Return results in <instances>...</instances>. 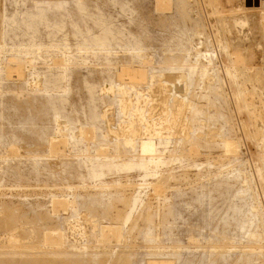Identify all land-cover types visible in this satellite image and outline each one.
Segmentation results:
<instances>
[{
    "label": "rangeland",
    "instance_id": "1",
    "mask_svg": "<svg viewBox=\"0 0 264 264\" xmlns=\"http://www.w3.org/2000/svg\"><path fill=\"white\" fill-rule=\"evenodd\" d=\"M261 2L0 0V264H264Z\"/></svg>",
    "mask_w": 264,
    "mask_h": 264
},
{
    "label": "bare ground",
    "instance_id": "2",
    "mask_svg": "<svg viewBox=\"0 0 264 264\" xmlns=\"http://www.w3.org/2000/svg\"><path fill=\"white\" fill-rule=\"evenodd\" d=\"M262 3V2H261ZM260 3V4H261ZM263 4V3H262ZM264 5V4H263ZM260 8V7H259ZM236 54V53H235ZM152 145V144H151ZM150 144H148L147 142L146 143H144V145H143V150L144 151H151L152 150V146H151Z\"/></svg>",
    "mask_w": 264,
    "mask_h": 264
}]
</instances>
